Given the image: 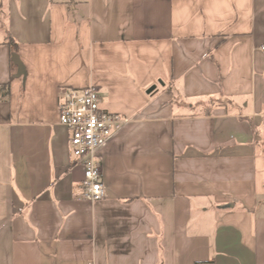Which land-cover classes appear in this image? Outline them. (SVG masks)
Wrapping results in <instances>:
<instances>
[{"label": "crops", "instance_id": "1", "mask_svg": "<svg viewBox=\"0 0 264 264\" xmlns=\"http://www.w3.org/2000/svg\"><path fill=\"white\" fill-rule=\"evenodd\" d=\"M3 3L0 264H264V0ZM89 86L129 120L95 202L58 123Z\"/></svg>", "mask_w": 264, "mask_h": 264}, {"label": "built area", "instance_id": "2", "mask_svg": "<svg viewBox=\"0 0 264 264\" xmlns=\"http://www.w3.org/2000/svg\"><path fill=\"white\" fill-rule=\"evenodd\" d=\"M260 50L264 52V45ZM100 103V93L94 86L67 89L58 101V123L70 133V154L82 168L81 197L90 202L105 196L98 153L129 121L101 109Z\"/></svg>", "mask_w": 264, "mask_h": 264}, {"label": "water", "instance_id": "3", "mask_svg": "<svg viewBox=\"0 0 264 264\" xmlns=\"http://www.w3.org/2000/svg\"><path fill=\"white\" fill-rule=\"evenodd\" d=\"M11 61L17 67V76L20 77L24 75L22 64L20 63V60L15 53L11 55Z\"/></svg>", "mask_w": 264, "mask_h": 264}, {"label": "rangeland", "instance_id": "4", "mask_svg": "<svg viewBox=\"0 0 264 264\" xmlns=\"http://www.w3.org/2000/svg\"><path fill=\"white\" fill-rule=\"evenodd\" d=\"M4 1V0H3ZM2 0H0V40H1V37H2V32L3 30L5 29L4 28V24H5V21H4V15L1 13V10H3L4 8V3H3Z\"/></svg>", "mask_w": 264, "mask_h": 264}, {"label": "trees", "instance_id": "5", "mask_svg": "<svg viewBox=\"0 0 264 264\" xmlns=\"http://www.w3.org/2000/svg\"><path fill=\"white\" fill-rule=\"evenodd\" d=\"M7 45L9 46L10 48V51L14 52L15 51V48H16V44L14 43V41L9 37V40L7 41ZM5 91L7 89V87H5Z\"/></svg>", "mask_w": 264, "mask_h": 264}]
</instances>
